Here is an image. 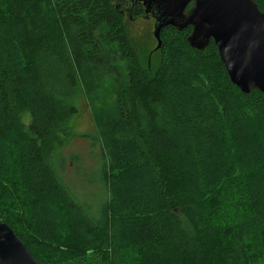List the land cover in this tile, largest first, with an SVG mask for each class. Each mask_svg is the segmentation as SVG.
I'll use <instances>...</instances> for the list:
<instances>
[{"label":"trees","instance_id":"obj_1","mask_svg":"<svg viewBox=\"0 0 264 264\" xmlns=\"http://www.w3.org/2000/svg\"><path fill=\"white\" fill-rule=\"evenodd\" d=\"M129 1L0 0V221L41 264H264V95L191 28L162 30L151 70ZM80 92L99 106L97 215L54 165Z\"/></svg>","mask_w":264,"mask_h":264},{"label":"water","instance_id":"obj_2","mask_svg":"<svg viewBox=\"0 0 264 264\" xmlns=\"http://www.w3.org/2000/svg\"><path fill=\"white\" fill-rule=\"evenodd\" d=\"M131 1L142 3L155 19L156 50L164 28H191L188 43L193 49L202 51L214 41L231 82L244 94L258 90L264 95V12L254 0ZM0 264H41L1 221Z\"/></svg>","mask_w":264,"mask_h":264},{"label":"rangeland","instance_id":"obj_3","mask_svg":"<svg viewBox=\"0 0 264 264\" xmlns=\"http://www.w3.org/2000/svg\"><path fill=\"white\" fill-rule=\"evenodd\" d=\"M130 36L143 63L155 69L160 61L156 51L154 22L131 19L126 14ZM79 114L74 118L71 136L55 159V171L71 197L89 214L97 215L105 200L107 182L103 169L104 151L100 139L99 106H93L83 92L75 99ZM13 195V191H11Z\"/></svg>","mask_w":264,"mask_h":264},{"label":"flooded vegetation","instance_id":"obj_4","mask_svg":"<svg viewBox=\"0 0 264 264\" xmlns=\"http://www.w3.org/2000/svg\"><path fill=\"white\" fill-rule=\"evenodd\" d=\"M133 4H134V3H133L132 1H131V2L129 1V2L127 3V12H130V10H131ZM189 8H191V6H190ZM142 18L147 19V20H152V21L154 22V25H155V19L151 16V14H146V13H145V15H144Z\"/></svg>","mask_w":264,"mask_h":264}]
</instances>
